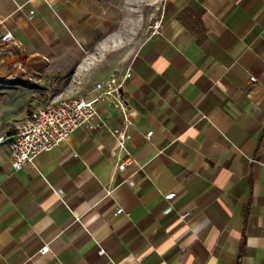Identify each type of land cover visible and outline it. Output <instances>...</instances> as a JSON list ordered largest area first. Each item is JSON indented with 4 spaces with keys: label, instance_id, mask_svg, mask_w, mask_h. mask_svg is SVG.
Returning <instances> with one entry per match:
<instances>
[{
    "label": "crops",
    "instance_id": "1",
    "mask_svg": "<svg viewBox=\"0 0 264 264\" xmlns=\"http://www.w3.org/2000/svg\"><path fill=\"white\" fill-rule=\"evenodd\" d=\"M149 6L128 66L101 68ZM7 34L77 85L132 72L136 165L116 172L109 134L87 129L20 171L0 145V264H264V0H0Z\"/></svg>",
    "mask_w": 264,
    "mask_h": 264
},
{
    "label": "built area",
    "instance_id": "2",
    "mask_svg": "<svg viewBox=\"0 0 264 264\" xmlns=\"http://www.w3.org/2000/svg\"><path fill=\"white\" fill-rule=\"evenodd\" d=\"M13 41L11 34L5 35L1 43ZM132 77L128 70L122 80L111 78L107 82L95 84L88 95L52 103L45 107L32 110L17 128L16 134L9 144L12 167L16 171L26 165L33 164L41 156L63 144L74 132L87 129L96 132H107L111 137L112 154L117 158L116 172H125L136 165V160L129 151L128 144L133 139L131 128L134 126L132 112L123 94L125 83ZM252 82L256 78H251ZM108 104V108L102 107ZM119 124L115 125V122ZM153 132L146 137L151 139ZM123 210L118 208L116 215ZM188 219L190 213L181 215ZM49 248L45 246L41 253Z\"/></svg>",
    "mask_w": 264,
    "mask_h": 264
},
{
    "label": "rangeland",
    "instance_id": "3",
    "mask_svg": "<svg viewBox=\"0 0 264 264\" xmlns=\"http://www.w3.org/2000/svg\"><path fill=\"white\" fill-rule=\"evenodd\" d=\"M139 12L146 19V28L137 31V37L129 40L118 52L106 55L101 63L103 65H100L104 70L120 67L124 71L140 44L154 30L159 16L156 7L138 8L137 13ZM2 64L8 67L2 70ZM12 64L17 67H12ZM37 68L20 60L12 47L0 42V145L12 141L10 136L16 134L18 126L32 110L74 98L92 89L96 83L93 76H88L83 84H75L72 78L74 71H63L60 64H51L44 72L42 65L39 68L41 71ZM115 73L117 75L120 71ZM34 78L36 81L32 80Z\"/></svg>",
    "mask_w": 264,
    "mask_h": 264
}]
</instances>
